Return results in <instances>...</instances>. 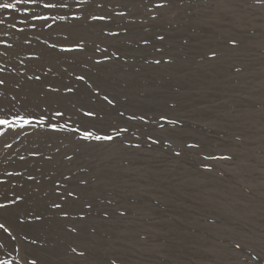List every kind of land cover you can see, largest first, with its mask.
Here are the masks:
<instances>
[{"label":"rangeland","instance_id":"1","mask_svg":"<svg viewBox=\"0 0 264 264\" xmlns=\"http://www.w3.org/2000/svg\"><path fill=\"white\" fill-rule=\"evenodd\" d=\"M66 2L68 9H36L67 15L51 29L39 27V21H32L37 28H26L25 34L0 26V40L13 45L3 55L0 44V68L5 69L0 78L6 80L0 105L62 108L84 123L82 113L93 109L104 117L97 127H127L128 132L113 142L31 129L27 137L12 131L0 137V181L5 182L0 193L23 197L0 209V221L13 225L11 237L0 230V260L264 264V3ZM100 14L112 19H91ZM14 15L17 27H23L19 14L0 9V19L9 23ZM73 15L82 18L73 20ZM108 31L119 37L107 36ZM65 36L67 43L83 38L85 50L52 60L56 54L45 52L42 41L62 42ZM97 45L107 47V54L95 51ZM40 53V60L29 59ZM49 66L52 72L44 75ZM34 75L41 80L27 79ZM78 75L85 81L76 80ZM47 85L59 87V93L47 92ZM65 85L77 91L67 93ZM105 94L115 107L103 100ZM131 115L137 119L129 121ZM36 149L53 159L29 155ZM5 172L23 176L9 178ZM54 181L62 185L58 192L71 187L79 193L63 209L70 213L67 218L50 207L57 199ZM7 202L0 195V203ZM36 214L43 219L34 220Z\"/></svg>","mask_w":264,"mask_h":264},{"label":"snow or ice","instance_id":"2","mask_svg":"<svg viewBox=\"0 0 264 264\" xmlns=\"http://www.w3.org/2000/svg\"><path fill=\"white\" fill-rule=\"evenodd\" d=\"M87 0H77V3H86ZM258 3H264V0H257ZM98 7H103L102 4H98ZM163 5H157V7H162ZM70 8L69 3L66 2V0H11V2H2L0 3V9L6 10L8 12H11L13 14H19L20 19L18 23L20 25H23V27H17V22H15V15L13 16V22H7V18L0 19V26L6 25L7 28L15 29L16 32L20 34H25L26 28H37V24L32 23V21H39V27L41 28H47L51 29L53 25L55 24L56 20H65L67 19V15H47L44 14V12L36 11V9H43L48 11H55L58 9H68ZM118 15H123V13H120ZM73 20H80L82 17L79 15H73L71 17ZM92 20L96 21H109L112 19L111 16L108 15H92ZM49 21H52V23H49ZM7 35V33H5ZM107 36H110L112 38H118L119 33L108 31L106 32ZM159 39H163V37H158ZM37 39H39L37 37ZM68 37L65 36L63 38V41H57L53 42L51 44L48 43L47 40L42 41V43L45 45V52L55 53V56H52L51 59L55 60L56 56L62 55V54H72V53H82L85 50V43L83 38H77L71 43H67ZM24 43H30L29 40L25 39ZM144 43H148V41H144ZM0 44L4 45L5 52L3 55H7V51L13 47L12 44L8 43L7 41L0 40ZM95 51H102L103 53L107 54V47L104 49H100L97 45L95 48ZM44 53L40 54H33L29 57L31 60H40L43 57ZM112 56H115L116 53L113 52L111 54ZM215 55V54H213ZM111 57L108 55L104 56V59H110ZM160 61H156V63H159ZM96 63H101V61H96ZM4 68H0V73L4 72ZM49 72H52V67L49 66L47 71L44 73V75H47ZM27 79L29 80H35L40 81L41 76L40 75H34V76H28ZM76 80L78 81H85L84 75H78L76 76ZM6 80L0 78V86H5ZM19 87V85H17ZM47 92L49 93H59L60 89L59 87H54L52 85H47ZM65 91L67 93H74L77 90L73 88L72 86L65 85ZM13 100H15V97H12ZM103 100L107 102L109 106L115 107V100L109 99L108 95L105 94L103 96ZM37 108L39 110H37ZM83 117L87 118V123H84L83 121H77L72 119V115L66 113V111L62 108H49V107H39L36 108L29 106V105H20L19 107L17 104H10L7 106L0 105V137H4L8 134L9 131H12L17 137L21 134H24L26 137L28 135L27 129H31L35 133H39L40 130H43V134H59V133H67L71 135L73 138L79 140V141H97V142H113L118 137H120L122 134L128 132L127 127H118V126H110L111 131H105L101 128L96 126V121L103 120L104 117L100 115L99 112L93 109H89L87 111H84L82 113ZM118 116L123 117L124 112H118ZM127 119L129 121L137 119L135 115L128 116ZM139 119L141 121H144V117L140 116ZM161 120L167 121V123L174 124L175 121L167 120L166 117H161ZM63 121V123H61ZM160 127H163V124L160 125ZM151 139V138H149ZM153 143H158L159 141L153 140ZM50 146V145H49ZM135 147H139V145H134ZM5 148H11L12 145L9 143H5ZM189 147H195V145H189ZM59 149H57V152ZM29 155L34 157H41L42 159L46 161H51L53 159L52 156L44 155L41 153L38 149L32 150ZM176 155H180L179 152L176 153ZM21 160H25V157L21 156ZM65 159L71 161V156H66ZM7 177H16V176H23V173L21 172H5L4 173ZM69 176H64V181L69 180ZM28 180H35V177L29 174L27 176ZM81 184L85 183V181H80ZM5 182L0 181V186H4ZM59 181L53 182L52 187V194L56 195L57 199L53 200L50 204L51 208L55 209H61L62 216L67 218L70 213L68 211H64L65 205H67L70 202H74L75 200L79 199V193L76 192L71 187H63L62 192H58V188L61 187ZM0 195H3L5 199L8 200L7 203H0V209H7L9 205L17 204L21 200H23V197L19 194H16L13 199H8L7 192L0 193ZM47 195V193H45ZM57 201H63L57 202ZM86 207L91 208V204H87ZM33 219L36 221L42 220L43 215L42 214H36L33 216ZM22 223V221H21ZM13 227V225L5 220L0 221V230H2L3 233H6L8 236H12V232L10 229ZM70 231L75 232V228H71ZM12 239H15V237H12ZM75 251V249H73ZM83 255V253H81ZM253 261H256L258 257H253ZM262 261H264V258H260ZM0 264H12L11 261H4L0 260ZM30 264H36L35 260H32Z\"/></svg>","mask_w":264,"mask_h":264}]
</instances>
